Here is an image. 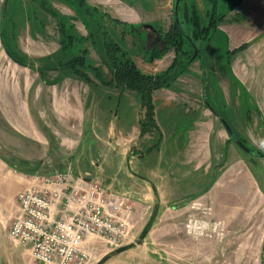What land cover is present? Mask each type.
Masks as SVG:
<instances>
[{
	"label": "rangeland",
	"instance_id": "374dc122",
	"mask_svg": "<svg viewBox=\"0 0 264 264\" xmlns=\"http://www.w3.org/2000/svg\"><path fill=\"white\" fill-rule=\"evenodd\" d=\"M46 1L65 24L66 34L80 39L66 51L60 46L56 21L39 9V0H0V250L8 249L14 242L9 238L8 230L18 211L16 195L25 190L23 183L19 182L21 175L47 177L69 172L74 177L91 179L105 187L116 181V170L118 167L122 169L124 163L122 154L110 153L109 145L118 139L104 137V131L98 127V131L93 129L91 123L96 122L97 117L88 122V112L82 114L77 104L78 99L82 104L88 93L89 97L93 93L97 99L104 95L101 108L107 110L114 99L109 101L105 92L99 94L94 89L90 92L84 80L73 74L68 79L59 67L60 63L88 49L86 63L99 67L102 80L107 81L110 73L102 57L100 42L97 40L93 47L88 38L89 32L97 39L98 34L72 1ZM158 1L152 0L155 8H150L151 13L145 9L142 14L138 9L141 22L133 24L131 19L137 15L132 0H87L90 8H97L99 13L125 23V26H116L103 20L102 25L144 72L140 57H134V54L142 56L144 52L140 47H133V50L128 46L131 37L143 34L147 38V50L154 46L156 50H163V43L157 38L164 35L175 20V0L164 8L156 5ZM180 3L181 7L186 5L189 10L193 6L200 25H207V14L211 10L207 0H182ZM217 11H225L221 2ZM149 18L160 20V25L148 24L146 20ZM151 26L157 33L149 29ZM218 29L208 40H193L202 56L201 62L182 59L187 68H178L183 73L175 86L180 99L195 100L201 112L209 119H215L213 135L217 145L213 160L211 155V166L215 167V174L211 176L214 185L210 181L211 186L207 187L206 193L167 206L137 203L125 191L120 192L131 198L137 214L147 212L133 229L126 245L129 248L102 264H264V158L253 154L257 151L264 155V0H242L234 10L225 14ZM226 33L235 42L231 40L228 43L224 36ZM247 42L250 47L244 53V63H238V56L233 62L236 75L241 79L239 87L234 84L231 89L226 88V80L217 74L221 89L217 90L215 86V91L208 89L206 76L201 74V70L213 61V55L214 60L222 64L219 69L229 72V66L223 65L226 48ZM8 51L17 60L11 58ZM173 58V50L165 52L161 67H168ZM88 71H85L86 75L96 81ZM59 82L61 84L57 85ZM53 91L58 98L64 99L66 108L71 110L70 116L66 111V115L61 110L53 112L49 103ZM110 92L113 97L115 91ZM229 98L231 101L240 99V104L231 105ZM213 99L221 104H210L209 100L212 102ZM114 104L116 102L112 104L113 108ZM207 107L218 110L216 112L226 121L232 135ZM222 112L227 113L223 115ZM176 117H179L175 124L177 133L187 134L190 116L184 112ZM194 118L196 120L197 117ZM36 127L48 135L54 132L59 137L48 141L38 138ZM68 131L70 143L63 144L62 133ZM167 135L166 139L171 140L169 136L172 135ZM123 138L120 140L127 139ZM238 139L252 153L242 151L235 144ZM104 142L108 147L101 146ZM123 144L127 146L126 141ZM152 160L150 157L144 160L142 168L152 166ZM12 165L18 171H13ZM140 165L138 161L130 165L125 163L119 179L129 182L128 178L124 179L127 172L135 174Z\"/></svg>",
	"mask_w": 264,
	"mask_h": 264
},
{
	"label": "crops",
	"instance_id": "0c3cea01",
	"mask_svg": "<svg viewBox=\"0 0 264 264\" xmlns=\"http://www.w3.org/2000/svg\"><path fill=\"white\" fill-rule=\"evenodd\" d=\"M170 1L172 2L173 0H160L155 3L156 5H161L164 8ZM132 3L134 4V7H136V12L134 11V13L137 15L136 17L133 16V19H131L133 24H138L141 22V19L137 14L139 12L138 9H141L142 14H144L145 9L151 13L150 8H155V4L152 5V0H143L141 4L136 0H132ZM146 22H148V24L154 23L158 24V26L160 25V20L158 19L149 18L146 20ZM220 24H218L217 29L219 28ZM149 29L153 31V33H157L154 28ZM224 36L228 43L231 40V42H235V39H230L227 33ZM145 40H147V38L141 34L140 36L131 37L129 41V49L134 50L135 47H140V50L144 52L142 56L139 54H134V57H140L142 60L141 67L145 70V72L140 70L137 65H135L136 68L140 73L145 75H157L164 72L169 67V65L164 69L161 67V59L153 60L149 58L146 52L147 49L145 47ZM156 42L157 41L154 43ZM244 44H248V42ZM240 46L241 45L237 47L235 46L233 48L231 46L230 49L228 45V48H226L224 53L225 61L223 65L229 66V72L219 69L222 64L214 60V55L213 61H209L204 69L202 67L203 70H201V74L203 73L206 76V86L208 89L215 91L213 90L214 86L217 88V90L221 89V82L218 81L216 76L217 74L220 76V79L223 78V80H226V83L228 84H226V86L224 85L226 88L231 89L234 84L239 87L238 84L241 83V79L236 75L237 70L233 66V62L236 61V57L238 56L240 59L238 63H244V53L246 54L248 48L250 47L247 45L245 50L234 52ZM84 50L86 51V54H89L88 49ZM123 50L129 57L128 51L125 49ZM227 52H229V56L227 55ZM129 58L131 59V57ZM201 58L202 56L199 55L198 62H201ZM96 68L100 70L99 67ZM62 70H64L63 72L66 73L68 79H70L69 76L72 73L65 69ZM88 78L90 82L85 81L84 83L86 84L85 87L89 91L94 89V92H98L99 94L105 92V95H108L107 97L110 98L109 101H111L112 98L114 100L111 101V106H108L109 109L105 110L101 108L104 95L97 99L93 97V93H91L90 97V94L88 93V96L84 99L82 104L78 102L79 99L78 101L76 100L77 104L79 103L82 114L88 112V116H90L88 122L90 123L93 122V117L94 119L97 117L96 122L94 121L91 123V126H93V129L96 131H98V128L103 130L104 137L118 139V141H112L113 145H109V149H111L110 153L114 155H123V168L125 167V163L130 165L134 161L141 162L140 168L137 172H135V174H132L130 171L127 172V177H124V179L128 178L130 180L129 182L126 183L124 182L125 180L123 181L122 179H119V174L124 171H122L123 168L121 169V167H118L116 170V181L114 182L116 184L114 185V183H110L109 186H103L104 188H108L118 193L125 191V193H128L137 203H157L167 206L172 205L173 203L190 200L202 192L206 193L207 187L209 185L211 186V183L214 185V180L212 177L215 174V167L213 164L211 166V155L213 154V160L217 145L215 136L213 135L215 119H209L207 115L201 112L195 100H183L177 96L178 90L175 88V86L179 78H177L170 88L158 89L152 92L151 101L153 105L154 126L151 127L150 130L147 128L144 131L141 130L140 123L144 117L145 109L142 107L141 99L137 93L130 90L120 93L115 88H106L99 81H94L91 77ZM110 79L111 76H109L107 81ZM61 82L57 83V85L61 84ZM223 82L225 84V81ZM111 90L115 91V93H112L114 94L112 95L113 97L109 95ZM49 99V103L53 112L54 110L56 112H60L61 110L64 112L63 115H66V111L68 116H70L71 110L66 108L64 99L62 100L61 98H58L54 91L51 93ZM229 100L231 105L236 106L237 104H240V99H233L234 101H231L232 99L229 98ZM223 101H225V98L222 100V102ZM114 102H116V105L114 104L113 108L112 104ZM209 102L214 106L221 104L214 99L212 102L209 100ZM216 110L208 108V111H210L214 115L213 117H216V120H218V122L222 125L220 113L216 112ZM184 112L186 115L190 116L192 123L190 122V128H188L189 130L187 131V134L182 135L177 133L178 128H176L175 124L179 120V117H176V115L179 113L182 114ZM226 113H223V115H226ZM194 117H197L196 120H194ZM170 122L172 124L169 126L168 124ZM36 128L38 129L37 137L44 139L45 141H48L51 138L54 140L55 137H59L54 132H51V134L48 135L45 133V131L41 129L39 130V127ZM85 133L84 135H86ZM167 133L172 135L169 136L171 140L166 139V136H168ZM123 137H127V139L120 140ZM31 138H33V136ZM70 139V131L62 133L63 144L70 143ZM35 140L37 144H40L41 141L39 139L36 138ZM125 141L127 143L126 147H124L123 144ZM102 144V147H108V145H105V142ZM149 157L153 158L152 166L142 168L144 160ZM34 167L31 168L35 169ZM37 177L42 178L45 176L34 177L32 175L23 174L21 175L19 182L20 184L23 183L21 185H23L25 189L30 187L44 189L45 185L41 179H37ZM209 178H211V180H209ZM86 180L93 181L91 179ZM0 255V264H38L32 260L30 251L27 248L20 246L16 242H13L12 246L8 249L0 250Z\"/></svg>",
	"mask_w": 264,
	"mask_h": 264
},
{
	"label": "built area",
	"instance_id": "2783aa9c",
	"mask_svg": "<svg viewBox=\"0 0 264 264\" xmlns=\"http://www.w3.org/2000/svg\"><path fill=\"white\" fill-rule=\"evenodd\" d=\"M37 179L44 189L17 193L8 236L38 264H96L128 245L147 212L137 214L128 195L69 172Z\"/></svg>",
	"mask_w": 264,
	"mask_h": 264
},
{
	"label": "trees",
	"instance_id": "16d2710c",
	"mask_svg": "<svg viewBox=\"0 0 264 264\" xmlns=\"http://www.w3.org/2000/svg\"><path fill=\"white\" fill-rule=\"evenodd\" d=\"M70 1L79 8L88 20V23L91 24L93 29L97 32L98 39L92 32L88 33V38L93 47L97 45V40H99L98 42H100L103 52L102 57L105 58L104 61L108 66L111 79L107 82L103 81L100 70L86 63L85 50H82L80 55L73 56L66 62L60 63L59 67L70 71L74 76L86 82H90L85 72L89 70L88 72L106 88H115L120 93L127 90L137 93L141 99V105L145 109L144 117L140 123L141 130L144 131L147 128L150 130V128L154 126L153 105L151 101L152 92L158 89H168L171 87L183 73L182 71H178L180 66L186 65L182 64V62H184L182 59L187 58V62H193L199 57V50L193 43V40H208L211 34L217 31V26L224 20L225 14L234 10L242 0H207L211 10L208 11L209 14H207L208 22L206 26L200 25L193 6L192 8L190 7L189 10L186 5L181 7V3H179L178 21L176 22L173 20L168 31L164 35H159L164 46L163 50H156L154 46L146 51L149 58L153 60L161 59L165 52L169 50H173L174 52V58L169 67L164 72L157 75H145L140 73L134 62L102 25L103 20L111 22L116 26H125V23L111 18L106 13H99L97 8H90L87 4V0ZM181 1L182 0H180V2ZM220 2L224 5V13H219L217 11ZM38 7L42 12L56 21L59 36L61 38L60 46L62 50L66 51L70 49L74 43L79 42L78 40L80 39L75 38L71 34H66L65 24L60 20L58 13L52 8L48 1L39 0ZM246 48L247 44H243L234 52L245 50ZM8 54L11 58L17 60L15 58L16 56H14L11 51H8ZM228 54L229 52H227V55ZM180 59L182 61H179ZM185 67L187 68V66ZM222 120L224 119L221 117V121ZM11 168L14 169V171H18L13 165ZM123 250L124 248H121L117 250V252L119 253Z\"/></svg>",
	"mask_w": 264,
	"mask_h": 264
},
{
	"label": "water",
	"instance_id": "95a60500",
	"mask_svg": "<svg viewBox=\"0 0 264 264\" xmlns=\"http://www.w3.org/2000/svg\"><path fill=\"white\" fill-rule=\"evenodd\" d=\"M179 3H180V0H175V4H174V9H173V10H174V19H175L176 22L178 21V7H179ZM151 29H153L152 26H151ZM157 40H161V38L158 37ZM222 121H223V120H222ZM222 125H223V127L225 128V130L227 131V133H228L229 135H232V131H231L230 127L227 125V123H226L225 121L222 122ZM236 144H237L242 150L247 151V149L244 147V145H243L239 140L236 141ZM263 156H264V155H263ZM137 241H140V239H137ZM137 241H136V242H137ZM123 248H124V249H127V248H129V247L125 246V247H123ZM117 253H118L117 251H114V252L108 253L107 255H105V257H103V259H102L101 261H99V262L96 263V264H102L104 261H106V260L109 259V258H112V257L115 256Z\"/></svg>",
	"mask_w": 264,
	"mask_h": 264
},
{
	"label": "flooded vegetation",
	"instance_id": "af4514ba",
	"mask_svg": "<svg viewBox=\"0 0 264 264\" xmlns=\"http://www.w3.org/2000/svg\"><path fill=\"white\" fill-rule=\"evenodd\" d=\"M193 58V57H192ZM198 60V59H197ZM223 121H225V120H223ZM223 121H221V122H223ZM226 122V121H225ZM233 134V133H232ZM240 142H241V140L240 139H238ZM236 141L237 140H235V144H236ZM242 143V142H241ZM243 144V143H242ZM237 145V144H236ZM238 146V145H237ZM239 147V146H238ZM240 148V147H239ZM241 149V148H240ZM247 149V148H246ZM242 150V149H241ZM242 151H244V150H242ZM246 154H250V153H252L249 149H247V151H244ZM253 154L256 156V157H259L260 159H263L264 158V156L263 155H261L259 152H257V151H254L253 152Z\"/></svg>",
	"mask_w": 264,
	"mask_h": 264
},
{
	"label": "bare ground",
	"instance_id": "6f19581e",
	"mask_svg": "<svg viewBox=\"0 0 264 264\" xmlns=\"http://www.w3.org/2000/svg\"><path fill=\"white\" fill-rule=\"evenodd\" d=\"M15 92H16V91H15ZM15 92H14V93H15ZM12 94H13V93H12ZM11 97H12V96H11Z\"/></svg>",
	"mask_w": 264,
	"mask_h": 264
}]
</instances>
